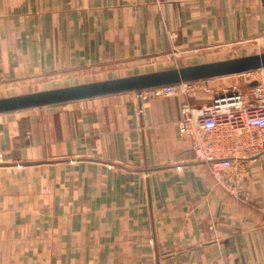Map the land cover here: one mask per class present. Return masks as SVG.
Here are the masks:
<instances>
[{
    "label": "crops",
    "instance_id": "0c3cea01",
    "mask_svg": "<svg viewBox=\"0 0 264 264\" xmlns=\"http://www.w3.org/2000/svg\"><path fill=\"white\" fill-rule=\"evenodd\" d=\"M262 36L264 0H0V97ZM130 95L0 114V264H264V158L237 197L179 136L184 96Z\"/></svg>",
    "mask_w": 264,
    "mask_h": 264
},
{
    "label": "built area",
    "instance_id": "2783aa9c",
    "mask_svg": "<svg viewBox=\"0 0 264 264\" xmlns=\"http://www.w3.org/2000/svg\"><path fill=\"white\" fill-rule=\"evenodd\" d=\"M243 76L245 87L230 85L216 92L209 102L192 103L210 79L165 84L136 92L140 101L182 95L178 134L191 141L197 161L208 166L220 186L233 195L248 200L239 183L247 177L243 160L264 158V67L229 76ZM1 161V159H0Z\"/></svg>",
    "mask_w": 264,
    "mask_h": 264
},
{
    "label": "water",
    "instance_id": "95a60500",
    "mask_svg": "<svg viewBox=\"0 0 264 264\" xmlns=\"http://www.w3.org/2000/svg\"><path fill=\"white\" fill-rule=\"evenodd\" d=\"M261 67H264V51L222 60L4 96L0 97V114L119 93H140L144 89L155 86L229 76Z\"/></svg>",
    "mask_w": 264,
    "mask_h": 264
},
{
    "label": "rangeland",
    "instance_id": "374dc122",
    "mask_svg": "<svg viewBox=\"0 0 264 264\" xmlns=\"http://www.w3.org/2000/svg\"><path fill=\"white\" fill-rule=\"evenodd\" d=\"M261 51H264V36L254 39L253 42H248V43H245V44L230 45V46H227V47H223V48L220 49V51L219 50L215 51L213 54H209V53L205 52L202 55L203 58L198 59V61L208 62V61L222 60V59H227V58H233V57H238V56L255 54V53H259ZM169 54H172V55L169 56ZM165 59L167 60L166 62H168V63L164 62L161 65H156V66L154 65L151 68L143 69L144 67L140 68V67H138L139 66L138 64H136L134 66H131V65H129V66H121V67H124V68H120L121 72H116L118 74H116V73H114V74L113 73L112 74L107 73L106 74L105 72H108V71H106V69H103V71H102L101 70L102 68H100V72H97L95 77H92V75H90V77L86 76L84 78V76H82L81 78L83 80H85V79H89L90 80L91 78H95L96 80H99V79H104V78H106L108 76H112V75H116V76L120 77L121 76L120 74H125V76H126V74H128V73L129 74L130 73H135V72L138 73L140 71H145V70H148V69H150V70H156V69L160 70V69L165 68V66H169V67H166V68L179 67V66H183L184 64L192 61L190 59L189 60L188 59L187 60L184 59L183 58V54L182 53H177V51H174L172 53H168V55H167V57ZM193 61H196V59L193 60ZM141 64H143V62ZM114 70H116V69H114ZM244 81H245V78L243 76H239V77L238 76H233V77L223 78V79H220V80L210 79L207 82H205V85H206L208 90H212V93L209 92L208 95L213 96V93H215L214 91H216L218 93L220 91H223V90L227 89L228 87L230 88V85L232 86V85L236 84V85H240V87L243 88V87H245V86H243L244 85ZM60 84H66V83H60ZM48 87L49 86H47L46 84L44 85L43 83H39V84L31 85L30 89L29 88H27V89L28 90H32V91H37V90L46 89ZM204 91L206 92V90H203L202 92H204ZM25 92H28V91H25ZM130 93H131V95H130L131 100L136 98V92H130ZM4 95H6V94H4ZM209 101L210 100H208V102ZM3 156L4 155H3V153L1 152V149H0V159H1V161L3 160ZM245 179L246 178L242 179L240 181V183H239L241 189L244 190V191H246V189L243 188V181Z\"/></svg>",
    "mask_w": 264,
    "mask_h": 264
}]
</instances>
